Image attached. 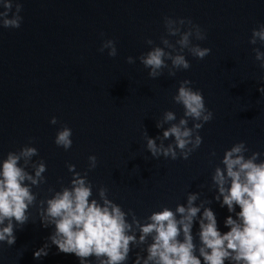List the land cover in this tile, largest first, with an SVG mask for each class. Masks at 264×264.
<instances>
[{"label":"clouds","instance_id":"obj_1","mask_svg":"<svg viewBox=\"0 0 264 264\" xmlns=\"http://www.w3.org/2000/svg\"><path fill=\"white\" fill-rule=\"evenodd\" d=\"M0 9V27H20V3L0 0ZM163 27L166 35L160 37L159 46L151 39L145 40L149 50L135 58L126 57V63L139 61L148 70L149 78L160 77L164 69L173 77L176 71L190 67L185 50L197 59L209 54L208 47L193 43L203 41L206 34L191 19L165 16ZM167 37L177 38L173 43ZM248 43L264 46V24L251 30ZM105 50L108 57L116 56L112 39L101 41L98 51ZM252 51L259 68L264 69V51L258 47ZM190 85L188 79L179 81L172 96L173 103L182 107V116L177 119L173 111L166 110L155 122L159 135L149 137L144 131L145 150L153 159L186 160L201 145L199 130L213 118V113L206 107L201 91ZM257 91L264 93V86ZM49 123L55 125L56 117H51ZM71 136L72 130L61 125L53 142L67 151L72 145ZM30 145L31 140L0 159V244H14V232L28 222L29 209L35 204L41 227L51 228V232L33 252V259L46 256L48 249L55 246L59 253L73 254L78 264H127L135 248L139 251L133 253L132 264H264V152L246 156L248 149L243 141L225 149L214 167L209 185V190L214 191L212 200L200 199L201 193L188 192L185 202L177 203L174 210L161 207L143 220H138L131 209L125 212L108 199L103 186L97 189L98 199L93 198L87 171L81 174L73 164L66 165L72 174L68 185L58 179L59 190L49 187L51 195L37 200L33 188L45 183L46 165L42 159H32L37 149ZM211 155L215 156V152ZM87 160L90 171L96 167V157L89 155ZM213 201L229 213L223 220L226 231L218 227L210 207Z\"/></svg>","mask_w":264,"mask_h":264},{"label":"water","instance_id":"obj_2","mask_svg":"<svg viewBox=\"0 0 264 264\" xmlns=\"http://www.w3.org/2000/svg\"><path fill=\"white\" fill-rule=\"evenodd\" d=\"M9 151L16 150L0 130V159ZM33 191L37 193V200L51 195L44 184L34 187ZM29 213L28 222L14 232V244H0V264H78L73 254L59 253L55 246L48 249L46 256L33 259V252L45 243L51 228L41 227L35 204L29 209Z\"/></svg>","mask_w":264,"mask_h":264}]
</instances>
